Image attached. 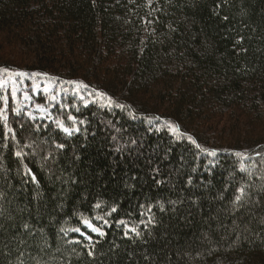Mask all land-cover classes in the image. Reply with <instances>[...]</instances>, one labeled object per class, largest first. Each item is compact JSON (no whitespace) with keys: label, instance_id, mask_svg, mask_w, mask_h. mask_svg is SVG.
Masks as SVG:
<instances>
[{"label":"trees","instance_id":"obj_1","mask_svg":"<svg viewBox=\"0 0 264 264\" xmlns=\"http://www.w3.org/2000/svg\"><path fill=\"white\" fill-rule=\"evenodd\" d=\"M0 71L101 96L0 88V264H264V0H0Z\"/></svg>","mask_w":264,"mask_h":264},{"label":"rangeland","instance_id":"obj_2","mask_svg":"<svg viewBox=\"0 0 264 264\" xmlns=\"http://www.w3.org/2000/svg\"><path fill=\"white\" fill-rule=\"evenodd\" d=\"M19 73L25 72L10 71L7 73L4 71H0V88L8 89L11 92L14 102L21 109L32 108V96L39 99H45V105L36 104L32 108L33 111L28 112V114L31 116L36 115L41 118L54 120L51 115L54 107L56 105H60L62 99L67 96L77 95L79 97V101L85 100L87 98V101H85L86 104H88L90 101H98L101 99L100 95L96 96L92 92L90 93L86 91L85 89H83L82 85H79L77 83L59 84L58 80L49 76L33 74L28 75L27 73L26 75H19ZM214 122L216 123V126L207 125V127H204L207 134L210 135L208 137H210L212 140H216L214 136H211L212 134L216 136H222L221 130L218 129V120L216 118H214ZM56 124L63 131V128H65L63 124L60 121H56ZM61 125L63 127H61ZM261 163L262 165H264V160H262ZM93 225L101 228V226L99 225ZM92 234L97 235L95 233Z\"/></svg>","mask_w":264,"mask_h":264},{"label":"snow or ice","instance_id":"obj_3","mask_svg":"<svg viewBox=\"0 0 264 264\" xmlns=\"http://www.w3.org/2000/svg\"><path fill=\"white\" fill-rule=\"evenodd\" d=\"M19 75H26V73H19ZM33 75H41V74H40V73H34ZM84 87H86V85H85ZM61 127H63V126L61 125ZM170 127L172 128V130H173L174 132H178V131H179V129L176 128V127H174V126H171V125H170ZM63 131H64L65 133L69 134V135L72 134V130H70L69 128H63ZM181 135H183V134L181 133ZM188 139H189L193 144H196V141L193 140L191 137H188ZM57 147H58V148H63V145H57ZM196 147L199 148L201 152H205V153H207L209 156H213V157H215V156L217 155V153H216L215 150H213V151H209L208 149L201 148L200 145H198V144H196ZM16 155H17V156H20V153L17 152ZM235 155H236L237 157L244 156L243 153H239V152L235 153ZM256 155L259 156L260 153L257 152ZM35 179H36V177H35L34 175H32V180L35 181ZM158 183H159V182H158ZM237 191H238L239 194L236 195V196L234 197L233 204H234V206L237 207V210H238V208H239L240 206H242V204H243V198L245 197L246 192H245V188H244V187H240V188H238ZM172 203H175V202H172ZM96 207H100V205L98 204V205H96ZM162 210H163V209H162ZM111 211H112V212H115V211H116V208L113 207V208L111 209ZM149 211H150V209H149ZM109 214H110V213H109ZM152 222H153V221H152L151 218L147 221L148 224H151ZM105 223H107V221H105ZM119 223L122 224V225H124V235H125L126 238H129V239L132 238L130 234H134L136 237H139V236H140V232L137 230V228L125 224L124 221H119ZM141 223H143V221H142ZM83 225H84V227H85L89 232H91V233H95V234H97L98 236L103 237V236L106 234L101 228H99V227H97V226H94L93 223H91V222L88 221V220H83ZM72 231L77 232V233H80L82 236H85V238L88 239V240L91 242V240H92L91 235H88L87 233L82 232L80 228H74V229H72ZM76 243H79V241H76ZM88 255H89V256H92V255H93V251L90 250V251L88 252Z\"/></svg>","mask_w":264,"mask_h":264}]
</instances>
